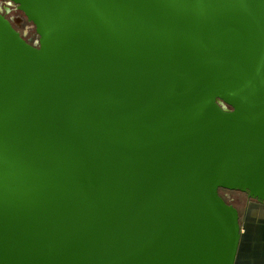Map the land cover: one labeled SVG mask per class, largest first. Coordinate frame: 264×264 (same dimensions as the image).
I'll return each mask as SVG.
<instances>
[{
    "label": "water",
    "instance_id": "95a60500",
    "mask_svg": "<svg viewBox=\"0 0 264 264\" xmlns=\"http://www.w3.org/2000/svg\"><path fill=\"white\" fill-rule=\"evenodd\" d=\"M5 1L36 38L0 5V264H235L264 0Z\"/></svg>",
    "mask_w": 264,
    "mask_h": 264
},
{
    "label": "crops",
    "instance_id": "0c3cea01",
    "mask_svg": "<svg viewBox=\"0 0 264 264\" xmlns=\"http://www.w3.org/2000/svg\"><path fill=\"white\" fill-rule=\"evenodd\" d=\"M240 213L242 240L235 264H264V204L249 200Z\"/></svg>",
    "mask_w": 264,
    "mask_h": 264
},
{
    "label": "flooded vegetation",
    "instance_id": "af4514ba",
    "mask_svg": "<svg viewBox=\"0 0 264 264\" xmlns=\"http://www.w3.org/2000/svg\"><path fill=\"white\" fill-rule=\"evenodd\" d=\"M0 5L3 10V14L14 22L16 28L21 31L22 35L26 39L30 40V38H36V29L32 28V23L27 21L26 16L18 10L15 3L1 0Z\"/></svg>",
    "mask_w": 264,
    "mask_h": 264
},
{
    "label": "rangeland",
    "instance_id": "374dc122",
    "mask_svg": "<svg viewBox=\"0 0 264 264\" xmlns=\"http://www.w3.org/2000/svg\"><path fill=\"white\" fill-rule=\"evenodd\" d=\"M222 196L230 203L238 208L239 212L244 213L249 201L247 194H243L235 191H221ZM241 215V213H240Z\"/></svg>",
    "mask_w": 264,
    "mask_h": 264
},
{
    "label": "trees",
    "instance_id": "16d2710c",
    "mask_svg": "<svg viewBox=\"0 0 264 264\" xmlns=\"http://www.w3.org/2000/svg\"><path fill=\"white\" fill-rule=\"evenodd\" d=\"M226 200V199H225ZM226 202L228 203V204H230L227 200H226Z\"/></svg>",
    "mask_w": 264,
    "mask_h": 264
}]
</instances>
